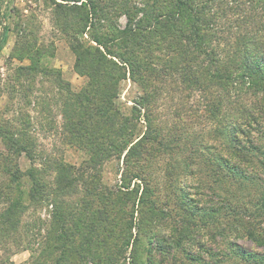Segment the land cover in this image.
I'll return each mask as SVG.
<instances>
[{
	"label": "trees",
	"instance_id": "1",
	"mask_svg": "<svg viewBox=\"0 0 264 264\" xmlns=\"http://www.w3.org/2000/svg\"><path fill=\"white\" fill-rule=\"evenodd\" d=\"M63 1L67 3H56L57 15L64 18L63 30L71 38L75 70L89 82L75 93L64 87L54 72L48 76L54 77L63 93L60 106L67 144L86 152L89 158L79 167L52 161L50 167L56 174L53 186L30 174L31 203L52 205L53 214L43 250L39 254L29 248L33 255L28 264H116L126 260L135 206L154 205L144 198L151 193L146 189L151 181L146 161L154 152H165L171 144L181 142L180 138L164 139L153 111L167 87L188 99L200 95L210 122H222L224 106L233 107L230 119L222 123L224 131L216 128L209 140L202 139L196 145V150L204 153L222 134L228 140L226 154L219 153V164L208 171L215 182L210 187L218 197L225 183H253L257 177L249 165L252 157L264 155V149L249 139L248 145L243 144L240 134L243 126L253 129L264 123V116L258 114L264 112V0ZM121 16L127 19L124 27L115 20ZM8 33L5 27L0 34V50ZM84 35L93 44L85 45ZM20 70L27 81L38 73L34 65ZM127 80L142 92L132 108L119 102ZM240 93H249L252 99ZM142 122L145 126L140 128ZM27 126L30 124L21 128L8 121L0 127V138L9 154L4 163L22 154L35 159V141ZM112 160L124 162L122 187L127 192L102 184L101 169ZM11 165L19 170L18 162ZM9 174L12 182L20 180L16 173ZM135 180L143 185L135 183L131 188ZM71 194H79L75 211L66 201ZM7 200L9 205L0 213V244L13 241L27 210L22 203ZM130 204L132 214L125 211ZM238 208L239 212L233 207L231 222L247 217L244 207ZM213 213H220V209ZM121 223L124 231L117 235ZM257 225L248 232L233 228L230 248L244 264H264V254L248 252L236 243L244 234L255 240ZM0 264L13 263L0 257Z\"/></svg>",
	"mask_w": 264,
	"mask_h": 264
},
{
	"label": "rangeland",
	"instance_id": "2",
	"mask_svg": "<svg viewBox=\"0 0 264 264\" xmlns=\"http://www.w3.org/2000/svg\"><path fill=\"white\" fill-rule=\"evenodd\" d=\"M56 3L67 2H0L4 15L0 34L5 27L9 28L8 40L0 50V127L8 121L21 128L30 124L27 133L35 141L34 160L22 154L17 159L10 157L12 162L8 158L7 164L3 158L9 154L0 138V195L4 197L0 200V213L9 205L8 197L27 207L17 231L12 235L13 241L0 244V257L9 258L13 264H28L33 255L29 248L39 254L42 252L52 220V205L31 203L29 195L33 182L30 174L53 186L56 174L50 167L52 161V164L62 161L79 167L89 158L86 152L67 144L63 131L65 120L60 106L63 93L56 86L54 77L48 76V72H54L63 81L64 87L75 93L89 82L86 76L79 75L75 70L76 56L71 48V38L63 30L64 18L57 15ZM115 20L119 21L121 27L127 23L124 16ZM81 39L85 45L93 44L87 35ZM33 65L38 68V73L34 74L31 81H27L20 76L23 73L20 69ZM170 89L166 88L153 111L159 119L164 139L175 141L180 138L181 142L171 144L165 152H154L155 156L146 161V170L151 175L146 189L151 193H146L144 198L154 205L138 203L135 206L126 260L116 264H244L240 258L234 257L229 243L234 241L233 228L248 232L258 224L254 230L255 240L244 234L236 243L248 252L264 254V155L251 158L253 164L249 165L252 167L250 171L257 175L253 183L227 182L223 186L224 190H217L220 191L218 197L210 187L211 182H215L208 171L219 164V153L226 154L228 140L222 134L220 139L215 138L219 141L213 142V148L204 153L198 152L196 145L202 139L209 140V134L216 128L224 131L222 123H225V118L230 119L233 107L230 104L224 106L225 117L222 122H210L205 118V106L200 95L188 99ZM141 95L138 87L127 80L123 83L119 102L132 108ZM238 95L252 99L249 93ZM258 114L264 116V112ZM144 126L142 122L140 128ZM250 128L242 127L241 142L248 145V141L253 140L255 146L264 149V123ZM13 162H18L19 170L11 165ZM124 168V162L118 160L104 165L100 176L102 184L113 190L127 192L122 187ZM9 173H16L20 180L12 182ZM135 183L143 185L140 180H135L131 188ZM241 184L243 186L240 188ZM142 193L143 190L138 197ZM66 201L75 211L79 194L67 197ZM233 207L235 211L239 210L238 207H244L247 217L237 223L231 222ZM217 209H220V213H213ZM125 211L132 214V204ZM123 231L124 225L121 223L116 233L118 235ZM220 232L222 234L219 235ZM116 242L121 244L118 238ZM152 259L153 262L149 263Z\"/></svg>",
	"mask_w": 264,
	"mask_h": 264
},
{
	"label": "water",
	"instance_id": "3",
	"mask_svg": "<svg viewBox=\"0 0 264 264\" xmlns=\"http://www.w3.org/2000/svg\"><path fill=\"white\" fill-rule=\"evenodd\" d=\"M1 21H2V13H1V6H0V24H1Z\"/></svg>",
	"mask_w": 264,
	"mask_h": 264
}]
</instances>
